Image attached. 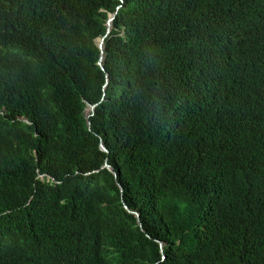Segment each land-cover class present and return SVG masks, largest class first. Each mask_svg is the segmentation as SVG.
Returning a JSON list of instances; mask_svg holds the SVG:
<instances>
[{
	"label": "trees",
	"instance_id": "16d2710c",
	"mask_svg": "<svg viewBox=\"0 0 264 264\" xmlns=\"http://www.w3.org/2000/svg\"><path fill=\"white\" fill-rule=\"evenodd\" d=\"M257 3L0 0V264H264Z\"/></svg>",
	"mask_w": 264,
	"mask_h": 264
},
{
	"label": "clouds",
	"instance_id": "9594fccd",
	"mask_svg": "<svg viewBox=\"0 0 264 264\" xmlns=\"http://www.w3.org/2000/svg\"><path fill=\"white\" fill-rule=\"evenodd\" d=\"M257 5L264 9V6L261 3H257ZM116 13V10L113 12H109L108 13V17L106 19V31L105 33H103L102 35H106L107 32H109L110 28H111V21L114 18V15ZM113 15V17L111 19H109L110 15ZM107 21L110 22V27L109 30L107 31ZM98 36L96 38V42L98 44V39L102 36ZM104 35V37H105ZM104 41V39H103ZM98 47L100 48V46L98 45ZM102 55V59H103V46H102V50L100 48V56ZM99 56V59H100ZM98 59V61H99ZM102 59H101V63H102ZM99 63V62H98ZM100 64V63H99ZM102 67V65H100ZM94 103V102H93ZM89 105V103H88ZM94 109V108H93ZM93 111H91L90 109H88V106L85 109V113L91 114ZM24 120H28L26 116L22 117ZM89 119H87L88 122ZM89 123V122H88ZM102 142V141H101ZM103 143V142H102ZM105 146V145H104ZM101 148V147H100ZM102 149V148H101ZM107 149V148H106ZM104 150V149H103ZM106 151V150H105ZM106 161V160H105ZM104 161V162H105ZM104 164V163H103ZM109 164V163H108ZM110 165V164H109ZM104 166V165H103ZM111 166V165H110ZM107 167L110 171H112L108 166ZM112 167V166H111ZM113 169V167H112ZM114 170V169H113ZM114 175H116L115 170L112 171ZM38 176L43 179L44 177V173H38ZM126 206V204H125ZM128 209V208H127ZM130 209V208H129ZM128 209V210H129ZM133 210V209H131ZM10 211V209L7 210V212ZM130 211V210H129ZM137 211V210H136ZM133 212V211H132ZM135 214V213H134ZM140 217V214H139ZM140 219V218H139ZM1 224V228L0 229H7L10 232L9 238L7 240V244L5 249L2 252H9V253H14L16 254L18 253H22L24 254V257L32 260V252L30 250V248L36 244H42L47 242V237H48V233H49V227L45 226V225H36L33 223H27L23 220V218L18 215L17 218L15 220L9 221V222H0ZM160 243V247H161V251H162V241L158 240ZM25 252V253H24ZM164 253L162 252V257ZM158 264V263H156Z\"/></svg>",
	"mask_w": 264,
	"mask_h": 264
},
{
	"label": "water",
	"instance_id": "95a60500",
	"mask_svg": "<svg viewBox=\"0 0 264 264\" xmlns=\"http://www.w3.org/2000/svg\"><path fill=\"white\" fill-rule=\"evenodd\" d=\"M112 17H113V15L111 14V15L109 16V19H111ZM109 27H110V22L107 21V31L109 30ZM104 35H105V34H104ZM104 35H102V36L98 39V45L100 46L101 50H102V46H103ZM101 59H102V55L100 56V59H99V61H98V62L100 63V65H102V63H101ZM95 104H96V102H94V103H89V105H88V109H90L91 111H93V108H94ZM86 115H88V113H86ZM88 122H89V120H88ZM100 147H101L102 149H104V150H107L106 147L104 146V144H103L101 141H100ZM103 165H104V166H108L112 171H114V170L112 169V167L108 164L107 161H105ZM127 208H128V207H127ZM128 209H129V208H128ZM129 210H130V211H133V212L135 213V215H136V219H137V221L140 223L139 212L136 211V210H131V209H129ZM163 256H164V255H163Z\"/></svg>",
	"mask_w": 264,
	"mask_h": 264
}]
</instances>
